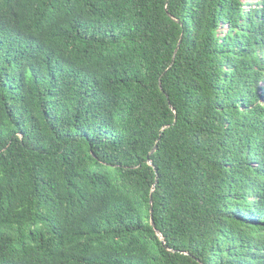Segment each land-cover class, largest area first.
<instances>
[{"label": "trees", "instance_id": "16d2710c", "mask_svg": "<svg viewBox=\"0 0 264 264\" xmlns=\"http://www.w3.org/2000/svg\"><path fill=\"white\" fill-rule=\"evenodd\" d=\"M0 264H264V0H0Z\"/></svg>", "mask_w": 264, "mask_h": 264}, {"label": "water", "instance_id": "95a60500", "mask_svg": "<svg viewBox=\"0 0 264 264\" xmlns=\"http://www.w3.org/2000/svg\"><path fill=\"white\" fill-rule=\"evenodd\" d=\"M154 150H155V149H153V150L151 151V153L147 156L148 162H149V164H151V165H152V161H151V159H150V155L154 152ZM150 203H151V201H150ZM151 213H152V209H151ZM151 224H152V226L154 227V222H153L152 217H151ZM160 238L162 239L161 236H160Z\"/></svg>", "mask_w": 264, "mask_h": 264}, {"label": "rangeland", "instance_id": "374dc122", "mask_svg": "<svg viewBox=\"0 0 264 264\" xmlns=\"http://www.w3.org/2000/svg\"><path fill=\"white\" fill-rule=\"evenodd\" d=\"M254 1V0H253Z\"/></svg>", "mask_w": 264, "mask_h": 264}]
</instances>
